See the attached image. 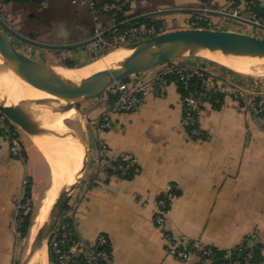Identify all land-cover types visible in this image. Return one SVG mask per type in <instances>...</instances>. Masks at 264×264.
<instances>
[{
    "label": "crops",
    "instance_id": "crops-1",
    "mask_svg": "<svg viewBox=\"0 0 264 264\" xmlns=\"http://www.w3.org/2000/svg\"><path fill=\"white\" fill-rule=\"evenodd\" d=\"M104 1L94 0L97 5ZM254 1L264 7V0ZM232 12L231 0H130L124 20L118 22L117 12L92 9L85 0H0V27L25 54L78 67L119 46L114 36L127 22L145 20L159 32L203 27L201 22L207 28L258 36L264 32L244 9L237 16ZM96 30L102 33L97 41L92 40ZM24 47L35 49V54ZM176 59L179 64L167 67L171 71L177 65L207 69L221 83L222 105L215 108L204 100L198 132L192 134L186 130L182 98L171 80L164 95L149 92L137 110L110 112L108 128L98 126L112 105L106 94L80 103L93 139L84 178L68 201L76 236L92 241L105 234L112 254L109 264H198L195 256L181 260L164 249L154 212L158 197L168 192L167 231L221 249H231L255 232L261 245L258 264H264V119L233 94L264 90V72L246 76L215 62ZM165 68L155 66L131 77L147 80ZM19 137L23 153L14 155L9 140L0 134V264L17 262L22 238L19 204L25 197L32 201L36 170L46 169V159L30 144L29 134L20 132ZM101 148L108 161L134 158L138 171L131 178L109 175L100 169Z\"/></svg>",
    "mask_w": 264,
    "mask_h": 264
},
{
    "label": "water",
    "instance_id": "water-1",
    "mask_svg": "<svg viewBox=\"0 0 264 264\" xmlns=\"http://www.w3.org/2000/svg\"><path fill=\"white\" fill-rule=\"evenodd\" d=\"M95 39L96 37L92 38V40ZM126 44L132 49L129 55L105 64L87 76L67 75L62 69L69 70L75 67L44 62L25 54L14 45L0 27V70L50 95L53 100L60 103L59 108H73L77 114H80L78 110L80 103L102 95L111 85L124 77L151 69L168 60L194 57L203 50L254 58L264 64V37L235 30L207 27L177 28L161 31ZM0 113L29 135L71 136L83 147V158L79 170L72 182L64 185L58 192L20 262V264H29L35 252L44 243L48 244L72 191L84 176L89 144L75 131H54L41 127L22 108L6 105L2 100H0Z\"/></svg>",
    "mask_w": 264,
    "mask_h": 264
},
{
    "label": "built area",
    "instance_id": "built-area-1",
    "mask_svg": "<svg viewBox=\"0 0 264 264\" xmlns=\"http://www.w3.org/2000/svg\"><path fill=\"white\" fill-rule=\"evenodd\" d=\"M85 1L92 9L95 10L104 12H121L123 11L125 4H127L130 0H106L100 5H97L94 0ZM202 1L208 2L210 0ZM231 3L233 4V16H237L241 13V10L244 9V11L248 14L250 22L257 26L264 27V16L256 15L252 8L251 1L236 0L235 2L232 0ZM200 18L204 19L202 17ZM192 25H194V23H192ZM158 32L159 30L154 25L140 22L125 30L121 29L116 31L114 38L120 44H126L133 40L152 36ZM101 34V30L95 31V41L100 39ZM170 71L171 70L166 67L157 76L147 80H133L132 77H130L129 80H119L111 85V87H113L112 93L116 95V98L112 103L110 110L98 121V126L101 128H108L111 126L112 120L110 119V112H130L137 110L149 92L164 95L168 83V78L164 75ZM194 72L200 75L198 70H195ZM175 73L178 74L179 78L183 81L185 88H187L186 79L190 74L182 67L175 68ZM215 81L216 80L209 75L203 79L201 90L188 89L183 100L186 109L193 112L195 115V117L192 116L191 122L198 120V115L201 111L205 95L212 94L220 90L219 85H217ZM236 91H233L235 98L240 99L243 96V105L264 119V90H259L257 93H252L251 95L242 94L239 90ZM190 132L192 134H197L198 129L196 127H192ZM0 134L9 140L11 153L14 155H20L22 152L19 137L20 131L18 130L17 125H15L2 113H0ZM100 150L101 161L104 162L105 167L108 170L115 171L116 167L111 164L110 161L102 158L105 154L104 148H101ZM128 159V165L135 164L134 158ZM133 171H138V168L135 166ZM170 195V193L166 192L158 197L154 212V222L156 226L162 230L164 249L166 253L181 260H189L191 257L195 256L198 260H203L206 263L213 264L211 260V246L204 244L198 239H190L183 234H172L165 229L164 208L166 207V202ZM19 205L23 213H26L31 209V201L27 197L21 200ZM58 223L54 227L48 241V251L53 255L54 264H109L111 262L112 254L109 248L108 237L105 234L99 233L92 241H84L78 238L73 239L68 236L67 233L68 223L60 222L59 225ZM246 237L251 244V249L247 252L244 260L240 262L235 259L221 264H248V260L252 255V247L258 243V238L255 232L250 233ZM64 244H69V248H63Z\"/></svg>",
    "mask_w": 264,
    "mask_h": 264
},
{
    "label": "bare ground",
    "instance_id": "bare-ground-1",
    "mask_svg": "<svg viewBox=\"0 0 264 264\" xmlns=\"http://www.w3.org/2000/svg\"><path fill=\"white\" fill-rule=\"evenodd\" d=\"M131 51L127 44H123L85 66L69 70L62 69V71L67 75L87 76L103 65L129 55ZM199 54L239 73H250L257 65V59L224 54L220 51L203 50ZM0 100L6 105L19 106L35 123L54 131L67 130L64 120L71 118L74 113L73 108H59L60 103L53 100L50 95L2 70H0ZM36 138L37 146L45 155L51 169V182L44 203L36 210V218L42 223L58 192L64 185L72 182L79 170L83 158V147L71 136ZM29 264H48L45 243L35 252Z\"/></svg>",
    "mask_w": 264,
    "mask_h": 264
},
{
    "label": "trees",
    "instance_id": "trees-1",
    "mask_svg": "<svg viewBox=\"0 0 264 264\" xmlns=\"http://www.w3.org/2000/svg\"><path fill=\"white\" fill-rule=\"evenodd\" d=\"M210 1H208V2H210ZM233 1L236 2V0H233ZM247 1H249V2L251 1L252 8H253V10L257 16H264V7H262L260 4H258L254 0H247ZM128 5H129V2L127 4H125L123 11L116 13V18H117L118 22L124 20V14L123 13L127 9ZM140 22L148 23L145 20L127 22V23L121 24V26H119L117 29L118 30H121V29L125 30V29L129 28L130 26L135 25V24L140 23ZM201 23H202L201 25L203 27H205L203 22H201ZM97 56H99V54ZM170 61L171 60H168L167 62H169V64H170ZM212 63H214V62H212ZM68 66L72 67V65H68ZM178 67H182V66L174 67L171 72L165 74L164 76L167 77L168 80L173 81L177 86V89L181 95L183 107H184L185 127H186L187 132L191 133L190 129L192 127H196L198 129V120L191 122L192 116L195 117V115L193 112L188 111L186 109L183 98L186 95L188 89L201 90L202 84H203V79L206 78L207 76H209L210 72L203 67H198L196 69L200 73V75H198V74H196V72H194L195 70L185 69L186 72H188L190 74L189 77L186 79L187 88H185L183 81L179 78L178 74L175 73V68H178ZM182 68H184V67H182ZM129 78H130V76H127V77H124L122 80H129ZM105 94L108 97V103L111 105L114 102L116 95L114 93H112L111 89L106 90ZM204 100L210 102L215 108H219L223 103V92L221 90H218L217 92H214L212 94H207V95H205ZM239 102H240V100H239ZM241 103L242 102H240V104ZM21 153H23V152H21ZM129 158H132V157H129ZM110 162H111V164H113L116 167V170L112 171V170L106 169V171L109 175L113 174V175H116V176L121 177V178H131L134 175V173L137 172V171L136 172L133 171V168L135 166L137 167L136 163L132 164V165H128L129 159L118 157V158H115L114 160H111ZM123 171H124V173H123ZM25 192H26V195L29 196L30 188H29L28 183L25 186ZM166 203L167 204H166V207L164 208V210H167V208H168V200ZM65 209H68V207L66 206ZM18 217H19L18 231H19V234L23 237L27 234L29 226L31 224L32 217H33V210H30L26 213H23L22 210H19ZM62 222L68 223V227H67L68 236H70L73 239L74 238L76 239L77 236H76V233L74 231V227L72 225V220L68 214L63 215ZM69 246H70L69 244H64L63 248L68 249ZM260 247H261V245L259 242L254 247H252L253 248L252 249V255H251L250 259L248 260V264H258L259 263V261H260V254H259ZM250 249H251V244L249 243L247 237H245L238 245L234 246L231 249H221L218 247L211 246V251H212L211 260H212L213 264L226 263V262H229V261H232L235 259L242 262L244 260V257L246 256L247 252L250 251ZM49 259H50V261H53V255L51 253H49ZM78 260H79V258H78ZM198 264H206V262L203 260H199Z\"/></svg>",
    "mask_w": 264,
    "mask_h": 264
},
{
    "label": "rangeland",
    "instance_id": "rangeland-1",
    "mask_svg": "<svg viewBox=\"0 0 264 264\" xmlns=\"http://www.w3.org/2000/svg\"><path fill=\"white\" fill-rule=\"evenodd\" d=\"M259 34H261V36L264 37V32H259ZM20 49H22V48H20ZM24 50L27 53H30V54H33V53L35 54V52H36L35 49H29L28 47H24ZM37 56L40 57V58H43V56H42L41 53L38 54ZM101 56L102 55H100V56H98L96 58H99ZM193 58L194 59H197V60L206 61V62H215L212 59H209L207 57H203L200 54L194 56ZM178 62L179 61L177 59H175V60H171L170 61V64H169V62L166 61V62H163V63L159 64L158 66H166V67L172 66L173 67L174 64H179ZM215 63H217V62H215ZM217 64H220V63H217ZM256 64H255L256 66H255V68L253 69L252 72H250V73H240V74H245L246 76H259V74H261V72H264V64L261 61H259V60H256ZM220 65L221 66H224L222 64H220ZM177 66H179V65H177ZM224 67L225 68H228L226 66H224ZM185 69H187V68H185ZM196 69L197 68H194V69H191V70H196ZM228 69L229 70H232L230 68H228ZM215 83L217 85H219L220 90H221V83L220 82H217V81H215ZM109 89L112 90L113 87L110 86ZM104 94L105 93H103V95ZM242 98H243V96H242ZM242 98L238 99V101L240 100V102H242L241 104H243V99H244V98L243 99ZM78 110H79V105H78ZM64 123H65V126H66L67 130L75 131L78 135L82 136L88 144L92 142V139H93V131L91 130L90 124L87 123L86 121H84L83 118H82V116L80 114H77L74 111L72 117L71 118H66L64 120ZM44 124H45V122H44ZM18 130L20 132H23L24 133V131L22 129H20L19 127H18ZM29 138H30L29 139L30 144L33 145L35 148H37L38 147L37 146V140H36L37 138L35 136H32V135L31 136L29 135ZM42 155L46 159V157H45V155L43 153H42ZM100 169L101 170L104 169L106 171L107 168L105 167L104 162H100ZM36 177H37V184H36V187H35L34 197H33L32 201H31V209H30V210H33V217H32V221H31V224L29 226V229H28L27 234L25 236H23V237L20 235L22 238L20 240V246H19V251H18V256H17V260H16L17 262H16V264H20L21 260L23 259V257L25 256V254L27 252L29 243L31 242V240H32V238H33V236H34L37 228L41 224V221L39 222L37 220V218H36V210L38 209V207H40L44 203V200H45V197H46V193H47V189H48V186H49V184L51 182V169H50L49 163L47 162V159H46V169L43 170L42 168L41 169L38 168L36 170ZM83 178H84V176L81 178V180H83ZM42 197H44V198H42ZM69 204L70 203H67V207L69 206ZM67 213H68V209H65V211L62 214V216L59 219L60 221H58L59 223L62 222L63 215L64 214H67ZM59 223H58V225H59ZM46 249H47V260H48V264H54V261H50V259H49L48 244H46Z\"/></svg>",
    "mask_w": 264,
    "mask_h": 264
}]
</instances>
